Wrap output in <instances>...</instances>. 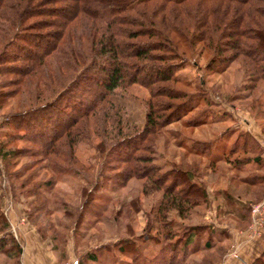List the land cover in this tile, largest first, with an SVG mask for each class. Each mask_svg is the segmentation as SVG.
Listing matches in <instances>:
<instances>
[{
    "label": "trees",
    "instance_id": "1",
    "mask_svg": "<svg viewBox=\"0 0 264 264\" xmlns=\"http://www.w3.org/2000/svg\"><path fill=\"white\" fill-rule=\"evenodd\" d=\"M58 1L62 0H0V77L13 75L10 80L0 78V104L15 94L23 99L32 95L36 101L8 113L1 122L0 130L13 132L0 140V160L6 166L7 158L18 155L4 146L22 136L36 144L28 152L45 159L51 177L66 172L72 165V145L88 140L84 130L88 120L108 118V131L103 125L99 131L93 129L99 140L95 149H103L101 166L117 170L107 173V180L112 177L122 185L135 177L145 179L146 192L151 189L148 185L161 189L160 200L146 222L145 236L141 235L142 242L152 245V253L137 255L134 263L194 264L189 261L198 252L209 256L196 264L218 263L227 248L223 229L202 222L188 224L180 233L173 229L175 221L189 216L192 208L206 207L204 187L191 180L187 169L161 171L153 161L152 145L160 128L183 118L198 100L206 99L200 81L199 87H191L177 72L187 60H193L190 57L196 50L210 52L205 72L236 61L250 89L264 84V0ZM132 84L147 91L139 127L123 121L118 112L121 107L112 99L117 90ZM258 106L262 109L257 112L263 114L264 101ZM206 109L205 105L200 114ZM76 124L79 130L72 131ZM196 144L199 152L210 157L208 167L213 157L229 161L228 155L239 152L233 160L235 169L252 160L263 170L231 179L258 189L264 185V157L247 132H237L226 154L210 156L209 141ZM102 173L100 167L98 175ZM52 182L49 177L33 184L30 196L43 198L40 192H48ZM244 209L248 213V206ZM134 251V245L124 249L129 254ZM20 254L21 246L0 210V255L11 264H20ZM86 260L95 257L86 254ZM248 264H264V248Z\"/></svg>",
    "mask_w": 264,
    "mask_h": 264
},
{
    "label": "rangeland",
    "instance_id": "2",
    "mask_svg": "<svg viewBox=\"0 0 264 264\" xmlns=\"http://www.w3.org/2000/svg\"><path fill=\"white\" fill-rule=\"evenodd\" d=\"M209 56L210 52L207 50H196L190 57L193 60H187L184 68L177 71L191 82V87H199L200 81L206 99L198 100L193 110L183 118L160 128L152 145L153 161L160 165L161 171L187 169L191 180L203 186L207 193L205 208H192L189 216L176 219L173 229L178 233L183 228L186 229L188 224L205 222L210 217L217 219L218 216L220 224L227 225L228 228L248 225L247 228L253 230L250 217L243 224L224 218L226 215L233 218L241 216L239 202L249 200L250 194L255 193L252 187L231 179L251 174L245 172V167L238 170L234 168L237 167L234 165V157L240 156V153L228 155L229 161L213 157V163L208 167L210 157L205 152H199L196 143L209 141L210 156L212 153L226 154L237 132L250 126L261 138L264 157V112H257L262 109L257 104L264 101V84H257L256 88L250 89L251 86H248L245 74L236 61L226 64L222 69L205 72L204 65ZM0 78L10 80L13 75ZM146 96L147 91L143 87L132 84L117 90L112 99L121 107L118 112L123 121L139 127L143 122V99ZM35 102L32 95L23 99L20 94H15L4 99L0 104V125L8 113L20 111ZM205 105L208 109L201 115ZM103 118L98 116L95 120H88L84 128L88 131V140H78L72 145L71 167L66 172L54 173L52 177L51 171L45 166V159H41L38 154H29L28 151L37 148L34 142H27L19 136L18 139L5 143L4 147L15 149L18 155L7 158L6 166L5 161L0 160V210L21 246L20 264L22 261L24 264H37V250L51 264H66L84 259L87 264H135L133 258L137 255L140 257L152 253L150 242L141 240L145 236L146 222L152 216L151 211L160 200L161 189L154 190L153 186L148 185L151 189L146 192L143 189L145 179L135 177L122 185H118L112 177L107 180L110 176L108 174L117 170L111 171L101 166L103 149L100 152L95 149L99 140L95 138L93 131L94 128L99 131L102 125L108 131L110 121ZM76 129L79 130L77 124L71 130ZM21 131L22 129L18 130ZM12 132L1 129L0 140L5 141L6 133ZM63 142L59 140V146L64 147ZM100 167L103 172L101 176L98 175ZM35 175L37 176L34 177ZM49 177L53 181L50 190L40 192L43 198H32L30 195L34 189L33 184ZM39 190H43L42 187ZM226 194L231 198L237 197L239 202L228 205L224 200ZM259 200L247 203L248 209L251 203ZM158 232L160 235L163 231ZM133 245L136 251L131 254L124 252V249H133ZM227 253L228 256L237 257L233 245L229 246ZM86 254L94 255L95 260H86ZM224 255L225 253L221 260ZM206 256L209 255L198 252L189 262H202L201 259ZM0 264H11V260L0 255Z\"/></svg>",
    "mask_w": 264,
    "mask_h": 264
},
{
    "label": "crops",
    "instance_id": "3",
    "mask_svg": "<svg viewBox=\"0 0 264 264\" xmlns=\"http://www.w3.org/2000/svg\"><path fill=\"white\" fill-rule=\"evenodd\" d=\"M242 131L247 132L252 137V139L256 141L260 150H262L261 138L257 136L258 134L256 130L251 129L250 126H245V128H243ZM247 163L241 166V167H245L243 168L245 169V172H250L251 174L262 173L263 169H258L256 164L252 160H249ZM251 187L254 189L255 193L250 194L247 191V193L250 194V198L247 201L242 200L241 202H239L237 200V197L231 198V196L228 194L224 195L225 203H228V205L232 206V204L237 203L238 201L240 203L239 206L241 207V216L237 218H233L232 216L226 215L224 217L225 219L229 218L231 220H235L236 224H243L244 221L245 222L247 220L249 221V215L248 213H245L244 207L248 206V204L251 201H256L264 197V185L260 189L255 187V185H252ZM212 219H214L215 221H212ZM219 221L220 218L218 216L217 219H215L214 217L212 218L210 217L207 221L202 222L204 224H211L215 227H219L223 229L227 234V239L225 242H227L228 246L226 248L223 259L217 264H248L262 252L264 248V228L261 231L252 232V230H249L247 228L248 225L242 228H238V227L228 228L229 226L222 225L220 224ZM230 245H233L237 257L228 256L229 254L227 252ZM37 254H38L36 256L37 264H51L49 263V260L44 255H42V253H40V251L37 250ZM43 258H45V261H43L44 260ZM22 264H24V261H22Z\"/></svg>",
    "mask_w": 264,
    "mask_h": 264
},
{
    "label": "built area",
    "instance_id": "4",
    "mask_svg": "<svg viewBox=\"0 0 264 264\" xmlns=\"http://www.w3.org/2000/svg\"><path fill=\"white\" fill-rule=\"evenodd\" d=\"M250 217V226L253 228L252 232L261 231L264 228V197L249 205L248 209ZM66 264H76V261Z\"/></svg>",
    "mask_w": 264,
    "mask_h": 264
}]
</instances>
